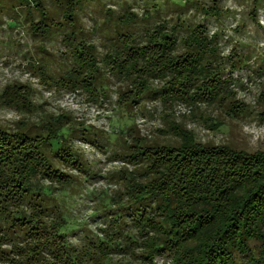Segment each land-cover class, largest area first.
Instances as JSON below:
<instances>
[{
  "label": "rangeland",
  "instance_id": "obj_1",
  "mask_svg": "<svg viewBox=\"0 0 264 264\" xmlns=\"http://www.w3.org/2000/svg\"><path fill=\"white\" fill-rule=\"evenodd\" d=\"M190 1L192 9L186 13V9L181 12L172 0H91L84 3L77 14L78 30L83 35L76 39V43L81 40L86 43L84 46H94L86 53L84 50L82 55V59L93 64L92 68H82V62L77 61L79 54L73 48L84 47L83 44L64 42L62 36L56 34L50 38L43 32V21L34 7L25 9L35 22L30 31L23 29V25L9 28L7 21L10 17L0 13V128L14 131L24 129L25 124H37L40 119L58 118L78 130L68 139V145L79 159L74 163L73 157L56 160L64 175L60 179L70 182L67 193L56 197H59L61 206L71 211L77 223L86 225V232L94 236L108 223L103 217L113 214L102 211L103 217L93 215L101 210L103 194L116 196L120 191L124 192L130 185L124 179L130 177H133L134 185L151 179H148L147 171L132 166L141 162L126 157L137 148L140 152L142 146L154 145L142 153L148 151L146 156L156 159L158 165L166 163L165 168L177 164L181 156L185 160L189 153L187 146L203 148L199 158H194L206 155L209 163V154L213 153L214 173H223V177L215 175L212 186H230V177L240 182L236 186H242L240 191L245 196L252 190L249 184H242L241 177L242 168L252 170V166L241 162L264 156V0ZM107 10L113 12L110 25L105 21L110 15ZM147 11L148 19L144 17ZM131 14L136 18L133 19ZM123 15L135 20V25L129 29L137 34L160 25L177 37L192 34L194 40L206 39L207 44L215 46L212 48L216 49L221 65L210 60L209 68L199 73L195 72L198 66L190 61L193 74L179 76L180 72L171 78V83L179 91L163 90L168 86L167 78L151 74L142 76V71L123 82V75L114 76L116 71L112 74L117 63L110 57L116 55L114 44L112 41L105 44L114 30V23L119 24ZM59 21L63 24L67 20L59 16ZM197 27L198 30L192 31ZM185 29L187 31H183ZM144 36H139L137 41L141 42ZM125 45L133 54L143 51L153 57V64L159 62L157 45ZM120 47L116 50L119 51ZM179 47L184 45L178 44L177 49ZM179 52L182 51L179 49ZM106 61L112 62L105 65ZM183 67L189 66L185 63ZM213 69L215 71L211 74L216 81H210L211 74H207ZM90 70L107 87L103 89L95 84L98 80L89 78L75 82L76 77L82 79L78 71L87 75ZM201 75L203 77H198ZM139 77L145 79L141 81ZM202 79L206 81V87L211 85L205 93L178 87V84L187 82L191 88H196L198 80ZM147 88L152 94L125 107L135 93L143 95ZM214 94L220 95L217 100L213 99ZM118 96L122 97L119 103ZM122 128L130 129L122 135L123 141L116 143L114 139ZM156 145L170 149L161 152L156 150ZM205 147L211 148L204 150ZM81 159L86 171L80 167ZM173 169L179 170L180 167L174 166ZM207 170L202 177L210 174ZM71 177L78 180L76 187ZM245 220L249 222L248 215ZM82 236L80 232L71 234L69 241L79 246ZM154 264H172V261L169 257L158 256Z\"/></svg>",
  "mask_w": 264,
  "mask_h": 264
},
{
  "label": "trees",
  "instance_id": "obj_2",
  "mask_svg": "<svg viewBox=\"0 0 264 264\" xmlns=\"http://www.w3.org/2000/svg\"><path fill=\"white\" fill-rule=\"evenodd\" d=\"M90 1L0 0V13L10 17L7 21L9 28L23 25V29L30 31L35 22H32L25 9L32 6L43 21V32L46 35L50 38L54 34L61 35L64 42L84 46L86 43L81 40L76 43V39L83 35L78 30L77 14L83 9L84 3ZM172 1L181 12L186 9V13L192 9L190 0ZM112 13L107 10V14H110L105 17L108 25L113 21ZM145 13L144 17L148 19L149 12ZM59 16L67 21L60 24ZM131 16L136 18L134 14ZM120 18V25L114 23V30L105 44L110 41L114 44L113 52L116 55L110 57L117 63L114 66L116 70L112 68V74L116 71L114 76L123 75V82H127V77L142 71V76L151 74L157 75V78H167L168 86L163 87V90L172 88L176 91L178 88L173 86L171 78L180 72L182 74L179 76L193 74L194 68H190L193 66L190 61L198 66L195 72L199 73L209 68L210 60L217 63L215 65H221L217 60L216 49L212 48L215 46L207 44L204 38L193 39L191 32L198 30V27L185 37L166 32L160 25L137 34L129 29L135 25V20L124 15ZM142 35H145L144 39L138 42ZM143 43L159 47L158 63L153 64V57L149 53L142 51L133 54L128 45L124 46ZM178 44L184 45L179 47L182 52L177 49ZM118 46H121L119 51L116 50ZM93 47L74 46L73 49L79 54L77 61L82 62V68H92L93 64L82 59V55L84 50L86 53V50H92ZM125 54L128 56L125 57ZM185 63L189 67H183ZM177 67L180 69H175ZM213 71L215 69L207 74ZM77 74L82 79L76 77L75 82L89 78L92 81L98 80L95 84L101 88L107 87L92 70L87 75H82L81 71ZM213 76L210 75V81L215 79ZM139 79L142 81L145 78ZM198 81L196 88H191L187 82L178 84V87L190 91L203 90L204 93L208 91L211 85L206 87L204 79ZM146 90L143 95L135 93L134 98H130L131 103L125 104V107L152 94V90ZM219 96L214 94L213 99L217 100ZM121 98L118 96V103ZM24 126V129L14 131L0 128V264H154L158 256L169 257L172 264H264V156L241 162L252 166V170L242 168L241 172L242 184H249L252 188L245 196L240 191L242 186H236L240 182L234 178L229 177L230 186H212L215 175L217 178L223 177V173H214L213 153L209 154V163L206 155L197 159L203 148L187 146V158L182 160L181 156L178 163L174 164L180 167L178 170L173 169L172 164L166 168V163L158 165L156 159L146 156L148 151L142 153L154 145L142 146L140 152L136 146V152H129L126 157L141 162L132 166L147 171L148 179H151L134 185L135 181L130 177L124 179L130 184L124 192L120 191L116 196L103 194L104 197L100 198L101 210L93 215L103 217L102 211L113 214L103 217V221L108 223L100 230L101 233L94 236L86 232V225L77 223L71 211L61 206L59 197H56L67 193V187L70 186V182L60 179L64 175L56 160H63L65 156L73 157L74 163L79 159V155L68 145V139L76 135L78 130L58 118H48L46 121L40 119L37 124ZM128 131L122 128L115 142L123 141L122 135ZM28 145L31 147L27 148ZM155 147L161 152L170 149L165 145ZM210 148L205 147L204 150ZM82 162L81 159L80 167L86 171ZM206 169L210 174L202 177ZM207 175L210 177L207 178ZM71 179L76 187L78 180L73 177ZM247 215L249 222L245 220ZM79 232L83 234L79 246L72 245L69 235Z\"/></svg>",
  "mask_w": 264,
  "mask_h": 264
}]
</instances>
